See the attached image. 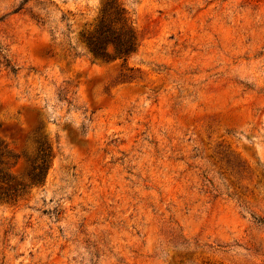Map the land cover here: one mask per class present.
Segmentation results:
<instances>
[{
	"label": "rangeland",
	"instance_id": "obj_1",
	"mask_svg": "<svg viewBox=\"0 0 264 264\" xmlns=\"http://www.w3.org/2000/svg\"><path fill=\"white\" fill-rule=\"evenodd\" d=\"M108 4L126 62L81 41ZM0 142L50 148L0 264H264V0H0Z\"/></svg>",
	"mask_w": 264,
	"mask_h": 264
},
{
	"label": "trees",
	"instance_id": "obj_2",
	"mask_svg": "<svg viewBox=\"0 0 264 264\" xmlns=\"http://www.w3.org/2000/svg\"><path fill=\"white\" fill-rule=\"evenodd\" d=\"M113 19L101 17L98 25L90 33L81 35V41L89 54L102 62L126 60L136 52L137 39L123 9L112 7ZM72 49V47H70ZM13 72L9 64L5 65ZM38 156L26 175V180L16 179L10 168L14 158L6 145L0 142V204H11L22 197L28 189L41 185L49 168L50 148L38 142Z\"/></svg>",
	"mask_w": 264,
	"mask_h": 264
}]
</instances>
